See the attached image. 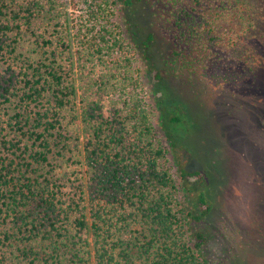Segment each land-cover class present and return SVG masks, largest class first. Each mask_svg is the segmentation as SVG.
I'll list each match as a JSON object with an SVG mask.
<instances>
[{
  "label": "trees",
  "instance_id": "1",
  "mask_svg": "<svg viewBox=\"0 0 264 264\" xmlns=\"http://www.w3.org/2000/svg\"><path fill=\"white\" fill-rule=\"evenodd\" d=\"M125 47L161 88L163 121L188 124L169 80L215 63L217 81L256 78L264 0H0V264H212L192 222L213 215V177L181 169L193 197L178 202L150 112L122 93L131 61L106 60ZM89 64L102 69L81 87Z\"/></svg>",
  "mask_w": 264,
  "mask_h": 264
},
{
  "label": "rangeland",
  "instance_id": "2",
  "mask_svg": "<svg viewBox=\"0 0 264 264\" xmlns=\"http://www.w3.org/2000/svg\"><path fill=\"white\" fill-rule=\"evenodd\" d=\"M80 8L72 11L74 18L81 14ZM241 23L239 20L232 26L233 39L239 41L244 36ZM106 60H119L121 68L131 61L127 75L119 69L130 78L124 81L126 90L122 93L133 91L143 99L165 150L163 167L171 173L175 197L181 205H188L187 211L193 194L181 169H207L213 177V215L199 224L192 222L194 231H203L208 237L204 247L210 262L264 264V56L258 76L242 85H229L222 76L218 81L211 78L217 63L207 71L206 79L193 85L169 80L182 91L181 106H187L184 110L190 123L179 126L163 121L159 109L162 90L138 52L118 48ZM101 69L89 64L84 75L78 70L80 86H85L87 76L97 80Z\"/></svg>",
  "mask_w": 264,
  "mask_h": 264
}]
</instances>
